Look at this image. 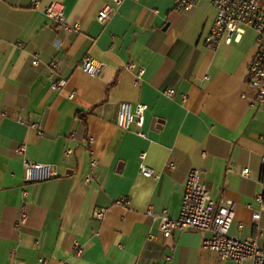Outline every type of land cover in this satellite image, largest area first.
<instances>
[{
  "label": "crops",
  "instance_id": "0c3cea01",
  "mask_svg": "<svg viewBox=\"0 0 264 264\" xmlns=\"http://www.w3.org/2000/svg\"><path fill=\"white\" fill-rule=\"evenodd\" d=\"M39 1L36 8L32 0H0V264H236L204 248L210 233L165 238L148 210L178 217L187 176L197 169L215 201L234 202L231 233L256 234L264 108L249 83L257 49L247 33L209 48L212 0L189 12L176 0ZM53 1L80 30H55L44 12ZM106 3L116 12L102 25ZM88 56L105 64L98 76L82 71ZM61 80L66 85L54 88ZM121 103L148 106L145 137L117 126ZM143 153L159 179L139 173ZM25 160L51 165L57 177L27 182ZM122 197L128 206L116 204ZM22 208L27 221L18 228ZM102 208L106 216L94 218ZM259 224L264 248V211Z\"/></svg>",
  "mask_w": 264,
  "mask_h": 264
},
{
  "label": "built area",
  "instance_id": "2783aa9c",
  "mask_svg": "<svg viewBox=\"0 0 264 264\" xmlns=\"http://www.w3.org/2000/svg\"><path fill=\"white\" fill-rule=\"evenodd\" d=\"M116 4H121L122 0H113ZM199 0H176L177 9L189 12ZM33 6L39 8V0H32ZM215 9V19L209 33L204 41L211 49H217L221 43L231 44L238 41L242 35L251 30L256 34L257 52L249 66V83L255 92L254 103L264 108V0H212ZM44 12L54 22L56 31H64L66 34L80 30V24L68 23L65 17V7L60 1H53L45 6ZM116 12L115 8L106 3L97 16V20L102 25H106ZM41 62L40 55L36 54L33 59V65L38 66ZM58 63L52 64V69L57 70ZM105 64L93 57H86L81 63V69L84 73L91 76H98L104 69ZM134 64H129V70L135 69ZM143 70L138 74V82L143 75ZM66 85L64 80L56 82L54 88L60 89ZM167 97L175 95L174 89L164 91ZM74 93L70 95L71 98ZM148 106L138 103L135 107L130 103H121L117 126L124 131H131L135 126L138 129L137 134L145 137L144 126ZM23 121V120H20ZM36 127V125H34ZM43 135V132H39ZM94 138L90 137L89 145L92 146ZM20 154L26 153V145L18 148ZM73 153L69 148L66 156ZM146 155H141L142 163L139 167V173L149 179H159V174L152 167L148 166L144 160ZM98 164L96 157L91 159V166L95 168ZM172 169L175 165L171 164ZM262 170L264 179V155L262 156ZM249 169H244L243 174L248 175ZM24 174L27 182L46 181L57 177L55 169L49 164L32 163L24 161ZM88 178H91L89 176ZM255 202L257 209L253 211V220L256 222V234L250 238L242 239L231 233L232 224L235 219V205L230 199H220L215 201L207 184L202 181L199 170L192 169L186 180L185 191L182 201L181 212L178 217H172L168 211L155 212L152 208L148 210V215L158 221L160 229L165 238H171L175 233L200 232L210 233L208 238L203 241L205 249L218 255L222 261H233L236 264H264V248L259 244L261 235L260 220L264 211V191L257 195ZM130 200L122 197L116 201L117 205L128 206ZM248 207L251 208V205ZM107 213L106 208L94 212V218L102 220ZM27 221L25 209L22 208V216L17 223L21 227ZM151 237V235H150ZM75 255L84 254L83 247L74 241ZM46 264L45 260H41Z\"/></svg>",
  "mask_w": 264,
  "mask_h": 264
},
{
  "label": "rangeland",
  "instance_id": "374dc122",
  "mask_svg": "<svg viewBox=\"0 0 264 264\" xmlns=\"http://www.w3.org/2000/svg\"><path fill=\"white\" fill-rule=\"evenodd\" d=\"M250 31H248V30L246 31V33H247L246 36L253 42L254 47L257 49V45L255 44L256 43V38H255L256 37V34L254 32H252V31L251 32Z\"/></svg>",
  "mask_w": 264,
  "mask_h": 264
}]
</instances>
